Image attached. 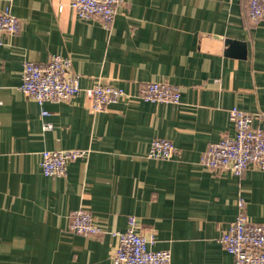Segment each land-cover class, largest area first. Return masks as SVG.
Returning <instances> with one entry per match:
<instances>
[{
	"label": "crops",
	"instance_id": "1",
	"mask_svg": "<svg viewBox=\"0 0 264 264\" xmlns=\"http://www.w3.org/2000/svg\"><path fill=\"white\" fill-rule=\"evenodd\" d=\"M73 0H0L21 29L0 46V264H114L112 232L154 237L170 264H235L220 238L246 201L264 224V169L239 178L204 161L209 146L233 137L230 110L264 114V19L250 0H125L111 26L81 19ZM62 8V9H61ZM227 40L246 44L230 54ZM70 57L83 90L98 83L128 95L94 113L84 91L42 108L20 90L26 61ZM168 83L180 104L137 97L142 85ZM45 122L52 129L44 130ZM264 130V119L254 122ZM177 148L170 160L147 157L151 142ZM86 149L63 177H47L43 151ZM91 212L104 233L69 230L73 212Z\"/></svg>",
	"mask_w": 264,
	"mask_h": 264
},
{
	"label": "built area",
	"instance_id": "2",
	"mask_svg": "<svg viewBox=\"0 0 264 264\" xmlns=\"http://www.w3.org/2000/svg\"><path fill=\"white\" fill-rule=\"evenodd\" d=\"M124 2L125 0H73L71 8L79 18H98L109 27L114 22L117 8ZM249 18L253 24L264 19V0H250ZM21 23L10 8L0 12V46L4 45L7 35H15L20 31ZM72 69V59L62 55H55L45 63L26 61L20 90L42 108L43 117L50 115L44 110L47 103L69 102L83 91L90 100V108L94 113L104 112L111 105L133 97L123 88L111 84L98 83L83 90L80 76ZM181 97L178 87L152 82L142 85L138 96L134 98L147 103L170 105L180 104ZM258 119H264V114L252 116L237 107L232 108L230 120L234 125L235 135L211 144L206 153L205 165L212 169L229 170L239 178L250 166L264 169V130L254 126ZM43 128L50 130L52 124L45 122ZM177 151L170 140L156 138L151 142L147 157L170 160ZM89 153L86 149L43 151L40 162L43 174L47 177H63L70 162L87 158ZM137 225V219L130 217L126 231L111 233L118 239L114 264H170L172 253L168 250H152L154 237L148 238L138 232ZM69 230L85 237L104 233L91 212L83 208L73 212ZM219 241L234 257L235 264H264V224L254 223L248 218L244 197H239L238 214Z\"/></svg>",
	"mask_w": 264,
	"mask_h": 264
},
{
	"label": "water",
	"instance_id": "3",
	"mask_svg": "<svg viewBox=\"0 0 264 264\" xmlns=\"http://www.w3.org/2000/svg\"><path fill=\"white\" fill-rule=\"evenodd\" d=\"M226 44L228 45L230 51V54H234L235 53V49H239L240 51H243V55H245L246 53V44L242 43V42H237V41H233V40H227Z\"/></svg>",
	"mask_w": 264,
	"mask_h": 264
}]
</instances>
